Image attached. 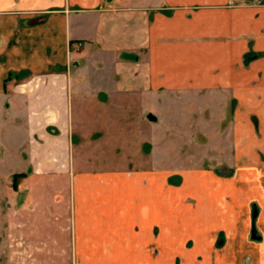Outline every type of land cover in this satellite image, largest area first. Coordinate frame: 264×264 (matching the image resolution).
Instances as JSON below:
<instances>
[{
    "label": "crops",
    "instance_id": "obj_1",
    "mask_svg": "<svg viewBox=\"0 0 264 264\" xmlns=\"http://www.w3.org/2000/svg\"><path fill=\"white\" fill-rule=\"evenodd\" d=\"M111 108L164 130L132 136L128 122L115 141L118 116L97 126ZM8 111L21 138L0 158L23 165L0 164V180L25 173L17 235L41 181L68 192L47 201L67 211L71 251L56 253L74 264H264L248 195L264 205V0H0V133Z\"/></svg>",
    "mask_w": 264,
    "mask_h": 264
},
{
    "label": "rangeland",
    "instance_id": "obj_2",
    "mask_svg": "<svg viewBox=\"0 0 264 264\" xmlns=\"http://www.w3.org/2000/svg\"><path fill=\"white\" fill-rule=\"evenodd\" d=\"M94 88V85L93 87ZM149 104L151 107H154L157 109L155 102L152 100L149 101ZM167 103L161 101V107L163 110L165 108ZM158 106V105H157ZM71 107H72V121L79 123L78 115L80 116V113L76 112V104L72 98L71 100ZM159 108V106H158ZM112 111L110 112H104L101 118L97 119V126L101 131H104L105 134L108 133L110 130L107 125V121H110L111 119H115L116 116L119 117V122H123L121 124L118 123L116 127H114V140H117V134H120L123 132V135L128 134V127L127 125L130 123L133 128L130 131L132 136L134 135H140L141 132H146L147 129L151 131L155 128L152 125L158 126L159 128L155 131H163V126L160 123H151L144 118V120L140 121L133 120L130 116L132 115L131 112L127 111H118L114 112L115 109L111 108ZM114 109V111H113ZM106 110V109H105ZM113 112V113H112ZM111 114V117L109 115ZM168 114H172L171 112H168ZM11 111L5 112L4 117L1 121H4L6 123V127L3 132L0 133V145L3 146V143H11L14 145V142H16L18 139L21 138V130L19 128H13L10 123L8 122L9 117H11ZM82 120H87L84 116L82 117ZM81 120V121H82ZM129 122V123H128ZM90 123V122H88ZM106 123V125H105ZM102 125V127H100ZM149 126V128H148ZM88 130H92L94 128L87 127ZM77 134H85L86 129L81 127H76ZM213 130V129H211ZM141 131V132H140ZM215 137V136H214ZM214 139V138H213ZM7 140V141H6ZM120 141V140H119ZM129 141H132L131 139ZM186 143V142H185ZM187 144V143H186ZM114 147L115 143H114ZM190 145H185V150L189 149ZM264 148V147H263ZM117 149V148H116ZM0 150H2V147L0 146ZM119 151V150H116ZM114 149V152H116ZM143 152V150H141ZM173 151V150H172ZM160 150H155L152 154V159L156 160L160 158ZM218 153V155H217ZM264 153V152H262ZM198 154V152H197ZM218 159H214L217 161H223L226 163H231L232 166H237L236 160H229L226 158V154L224 151L215 152L214 153ZM114 165L118 162H120L117 157L118 155L114 154ZM188 155H190L188 153ZM187 154H184L183 157L185 158ZM183 160V159H182ZM203 161V160H202ZM201 161V162H202ZM210 160H204V167L205 170H212V165L209 163ZM163 164L171 165L173 163L180 164L181 159H167L161 161ZM185 162H191V161H182V163ZM110 163H113V160L109 159H91L88 164V168L98 170V168L101 167V164H103V169H107L108 165ZM0 164L2 165L3 169H9L11 171L19 172L20 168L23 164H21V161L17 159L16 155L14 154H8V157L6 158H0ZM114 168V167H113ZM223 173L230 174L232 171H222ZM10 182H7L6 179L0 180V264H74L72 263V256H68L66 254H57L56 252H70V248L67 246V242L69 240V231L66 223V216L67 211H65V208H62L60 206L51 205L49 201H47V196H51L53 194L57 196H63V198L67 197V191L65 192H57L53 189L51 190H44L41 189V186L43 183L39 181L38 183V189L33 193L34 199L33 202L36 201V205L33 207L34 213L31 215V211L29 210V214L26 217L27 221L24 223V230H23V237L21 230L18 232L19 236L16 234L15 230V194L14 190L12 189L11 184V177L9 178ZM210 184H215L216 178L211 177ZM57 181V179H56ZM57 185H60L59 181L56 183ZM238 182L236 183V185ZM263 185V193H264V178L262 180ZM241 198H244V200L247 198V194L242 193ZM16 201L20 203L21 196L20 194H17ZM248 195L252 197L251 203L253 204V210L251 213V228H250V239H254L255 242L258 240H261L264 234V205L260 204V197L259 194H254V192H248ZM46 197V199L44 198ZM264 197V195H263ZM57 204V203H56ZM53 212L56 214H59V218L53 219ZM62 212V214H61ZM64 214V216H63ZM30 220L33 221L31 224ZM65 224V226H64ZM252 225L254 226L255 232L254 236L252 237ZM31 227L33 228V231H31ZM64 228V229H63ZM6 232V233H5ZM27 234L29 235V238H27ZM36 243L38 247L41 246V249H36ZM40 243V246H39ZM64 244V249H61V246ZM46 248L48 251H46Z\"/></svg>",
    "mask_w": 264,
    "mask_h": 264
},
{
    "label": "trees",
    "instance_id": "obj_3",
    "mask_svg": "<svg viewBox=\"0 0 264 264\" xmlns=\"http://www.w3.org/2000/svg\"><path fill=\"white\" fill-rule=\"evenodd\" d=\"M8 78H10V74L8 76ZM25 176V173H15L12 175V187L13 189H16L17 188V182L20 178L24 177Z\"/></svg>",
    "mask_w": 264,
    "mask_h": 264
},
{
    "label": "water",
    "instance_id": "obj_4",
    "mask_svg": "<svg viewBox=\"0 0 264 264\" xmlns=\"http://www.w3.org/2000/svg\"><path fill=\"white\" fill-rule=\"evenodd\" d=\"M148 118L154 119V117L151 114H148ZM254 232H255V229H254V226L252 225V230H251L252 237L254 236Z\"/></svg>",
    "mask_w": 264,
    "mask_h": 264
}]
</instances>
